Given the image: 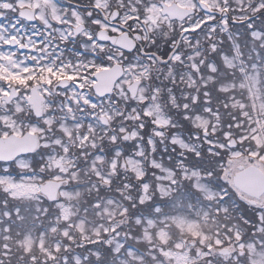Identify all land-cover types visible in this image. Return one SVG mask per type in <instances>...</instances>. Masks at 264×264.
Masks as SVG:
<instances>
[{
    "label": "snow or ice",
    "instance_id": "6c2138e0",
    "mask_svg": "<svg viewBox=\"0 0 264 264\" xmlns=\"http://www.w3.org/2000/svg\"><path fill=\"white\" fill-rule=\"evenodd\" d=\"M0 264H264V0H0Z\"/></svg>",
    "mask_w": 264,
    "mask_h": 264
}]
</instances>
